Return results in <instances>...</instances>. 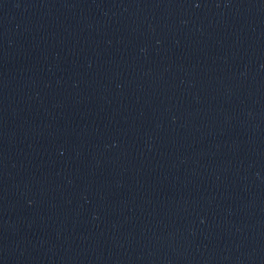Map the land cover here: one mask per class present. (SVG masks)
<instances>
[{"label":"water","instance_id":"95a60500","mask_svg":"<svg viewBox=\"0 0 264 264\" xmlns=\"http://www.w3.org/2000/svg\"><path fill=\"white\" fill-rule=\"evenodd\" d=\"M0 264H264V0H0Z\"/></svg>","mask_w":264,"mask_h":264}]
</instances>
